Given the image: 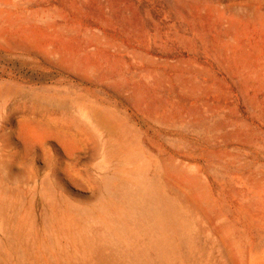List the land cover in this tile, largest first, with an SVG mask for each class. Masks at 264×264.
<instances>
[{
    "label": "rangeland",
    "instance_id": "374dc122",
    "mask_svg": "<svg viewBox=\"0 0 264 264\" xmlns=\"http://www.w3.org/2000/svg\"><path fill=\"white\" fill-rule=\"evenodd\" d=\"M0 264H264V0H0Z\"/></svg>",
    "mask_w": 264,
    "mask_h": 264
},
{
    "label": "bare ground",
    "instance_id": "6f19581e",
    "mask_svg": "<svg viewBox=\"0 0 264 264\" xmlns=\"http://www.w3.org/2000/svg\"><path fill=\"white\" fill-rule=\"evenodd\" d=\"M118 143V142H117ZM119 143H120V141H119ZM121 145H123V144H121ZM117 146V145H116ZM119 149H121V148H119ZM116 150V149H115ZM117 150H118V148H117ZM151 215V214H150ZM145 218V217H144ZM157 222V221H156ZM156 224V223H155ZM152 225V224H151ZM154 226V225H153ZM150 227V226H149ZM151 228V227H150ZM155 229V228H154ZM157 230V229H156Z\"/></svg>",
    "mask_w": 264,
    "mask_h": 264
}]
</instances>
